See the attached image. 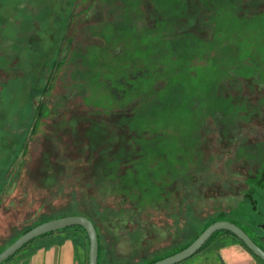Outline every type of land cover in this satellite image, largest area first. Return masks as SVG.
<instances>
[{"label": "rangeland", "instance_id": "374dc122", "mask_svg": "<svg viewBox=\"0 0 264 264\" xmlns=\"http://www.w3.org/2000/svg\"><path fill=\"white\" fill-rule=\"evenodd\" d=\"M75 214L98 264L164 258L217 220L264 243V0H0V250ZM64 240L88 261L73 226L16 254ZM234 242L178 264H248Z\"/></svg>", "mask_w": 264, "mask_h": 264}, {"label": "water", "instance_id": "95a60500", "mask_svg": "<svg viewBox=\"0 0 264 264\" xmlns=\"http://www.w3.org/2000/svg\"><path fill=\"white\" fill-rule=\"evenodd\" d=\"M79 225L88 238V264H98V235L95 224L84 215H64L50 218L31 227L0 251V263L14 254L25 243L48 232ZM217 230H228L233 233L256 257L264 262V250L237 224L228 220H217L208 224L195 239L180 251L158 259L150 264H176L193 255L207 239Z\"/></svg>", "mask_w": 264, "mask_h": 264}, {"label": "crops", "instance_id": "0c3cea01", "mask_svg": "<svg viewBox=\"0 0 264 264\" xmlns=\"http://www.w3.org/2000/svg\"><path fill=\"white\" fill-rule=\"evenodd\" d=\"M231 248L232 251L226 250V260L233 254H241L248 264H256L255 259L239 243L234 242ZM0 264H88V261L80 251L79 243L76 245L69 240H64L55 241L46 246L25 248Z\"/></svg>", "mask_w": 264, "mask_h": 264}, {"label": "trees", "instance_id": "16d2710c", "mask_svg": "<svg viewBox=\"0 0 264 264\" xmlns=\"http://www.w3.org/2000/svg\"><path fill=\"white\" fill-rule=\"evenodd\" d=\"M48 219H50V218H48ZM48 219H46V220H48ZM45 221V220H44ZM40 222H42V221H40ZM40 222H37V223H34V224H32L31 226H29L27 229H25L22 233H24V232H26L27 230H29L31 227H33V226H35L36 224H38V223H40ZM210 224V223H209ZM208 225V224H207ZM206 225V226H207ZM205 226V227H206ZM73 227H80V228H82L81 226H79V225H73ZM204 227V228H205ZM67 228V227H66ZM66 228H63V229H66ZM203 228V229H204ZM63 229H61V230H57V232H60V231H62ZM83 229V228H82ZM84 230V229H83ZM219 231H222L223 233H226V234H229V235H231L233 238H235L236 240H237V242L242 246V247H244L250 254H252V256L253 257H255L257 260H259V261H261V262H263L261 259H259L258 257H256L252 252H250L247 248H246V246L233 234V233H231L230 231H228V230H217V231H215L214 233H212V235L207 239V241H205V243L194 253V254H196V253H199L202 249H204V247L207 245V243H208V241L214 236V234L216 233V232H219ZM21 233V234H22ZM50 233H52V232H48V233H45V234H43V235H40V236H38V237H42V236H44V235H48V234H50ZM21 234H19V235H21ZM18 235V236H19ZM18 236H16L15 238H14V240L18 237ZM38 237H36V238H38ZM86 237H87V235H86ZM197 237V236H196ZM195 237V238H196ZM36 238H34V239H32V240H30L29 242H27V243H25L20 249H22V248H24V247H26L27 245H29L32 241H34ZM194 238V239H195ZM253 239V238H252ZM254 240V239H253ZM255 241V240H254ZM12 242V241H11ZM10 242V243H11ZM256 242V241H255ZM9 243V244H10ZM257 243V242H256ZM258 244V243H257ZM8 245V244H7ZM6 245V246H7ZM263 250H264V243H262V245H260V244H258ZM5 246V247H6ZM5 247H3V248H5ZM2 248V249H3ZM36 248V247H35ZM1 249V250H2ZM20 249H18V250H20ZM0 250V251H1ZM17 250V251H18ZM98 250H99V245H98ZM16 251V252H17ZM16 252L14 253V254H12L10 257H8L6 260H8V259H10V258H12L15 254H16ZM193 254V255H194ZM192 256V255H191ZM161 258H163V257H160V258H155V259H153V260H151V261H149L147 264H150V263H152V262H154V261H156V260H158V259H161ZM5 260V261H6ZM178 264V263H177Z\"/></svg>", "mask_w": 264, "mask_h": 264}]
</instances>
